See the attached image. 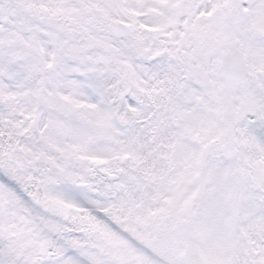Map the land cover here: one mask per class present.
<instances>
[{
	"label": "snow or ice",
	"instance_id": "6c2138e0",
	"mask_svg": "<svg viewBox=\"0 0 264 264\" xmlns=\"http://www.w3.org/2000/svg\"><path fill=\"white\" fill-rule=\"evenodd\" d=\"M0 264H264V0H0Z\"/></svg>",
	"mask_w": 264,
	"mask_h": 264
}]
</instances>
